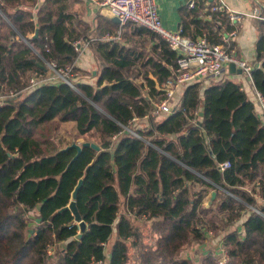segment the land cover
<instances>
[{"label":"trees","instance_id":"trees-1","mask_svg":"<svg viewBox=\"0 0 264 264\" xmlns=\"http://www.w3.org/2000/svg\"><path fill=\"white\" fill-rule=\"evenodd\" d=\"M43 1L0 0V85L23 90L0 106V264H218L210 250L185 255L212 236L226 264H264V114L242 85L225 75L196 81L176 92L169 114L149 116L176 52L133 22L92 24L75 0ZM202 8L190 9L183 34L219 43L217 22L233 26L219 13L201 20ZM255 27L251 84L264 98V20ZM82 41L94 84L76 81ZM46 63L73 66L74 88L60 79L29 87L35 72L50 73ZM65 122L100 150L83 147L72 160L70 143L52 137ZM80 179L86 229L77 238L63 208Z\"/></svg>","mask_w":264,"mask_h":264},{"label":"built area","instance_id":"built-area-1","mask_svg":"<svg viewBox=\"0 0 264 264\" xmlns=\"http://www.w3.org/2000/svg\"><path fill=\"white\" fill-rule=\"evenodd\" d=\"M203 3L206 5L203 9V20H210L214 13H219L228 21L230 26H234L242 22L245 17H258L256 10L248 14L229 10L223 1L213 3L203 0ZM97 5L105 8L111 17H116L119 20L120 26L127 22H133L138 26L144 27L158 35L167 43L170 49L176 52L177 63L173 68L172 76L161 85L164 97L153 103L149 116L154 117L169 114L176 107L174 98L180 88L196 81L219 78L230 63L235 64L237 68L241 69L242 73L251 83L252 65L235 55V47L232 44V40L236 36V29L233 27V29L226 30L221 20L217 22L218 26L223 29L222 32L218 33L219 43H212L204 33L195 39H191L183 34L182 26L176 31L165 28L157 11L156 0H97ZM195 5V0H190L188 3V7L191 9ZM104 38L118 39L119 33L117 35L107 34ZM74 46L76 51H79L78 42H75ZM46 65L50 73L45 77L35 72L29 80V87L42 82L60 79L64 82L67 80L70 86L74 88L73 83L68 80L73 66L56 69L53 63H46ZM22 92L23 90H7L3 85H0V106H4L9 101L20 97ZM255 95L264 114V98L258 92ZM196 115L197 113H194V116ZM219 166L220 170L223 171L230 166V163L225 161ZM227 259L228 256L221 246L217 255V263L226 264ZM89 264L96 263L91 262Z\"/></svg>","mask_w":264,"mask_h":264},{"label":"crops","instance_id":"crops-1","mask_svg":"<svg viewBox=\"0 0 264 264\" xmlns=\"http://www.w3.org/2000/svg\"><path fill=\"white\" fill-rule=\"evenodd\" d=\"M196 5L201 7V4L205 8L206 5L203 3V0H195ZM209 2L216 3L218 1H223L225 6L234 12L248 14L251 11L256 10L258 13L257 18L245 17L242 22L234 25L236 29V36L233 38V46L235 47V55L238 58H241L249 62L252 67L253 60L255 56L254 44L257 38V32L255 27V22L257 20H264V0H208ZM75 9H79L82 12L83 17L89 23H94L97 16H106L112 18L108 11L105 8H102L97 5V0H75ZM190 0H156L157 11L159 13L161 22L165 28L171 31H176L180 26L183 25V22L189 21L188 14L190 9L188 3ZM39 5H44L43 0H39ZM204 8L201 9L202 14L199 18L202 19ZM220 17H223L220 15ZM224 18V17H223ZM229 25L228 21L225 20ZM115 23V22H114ZM119 24V23H116ZM119 30V29H118ZM192 30V25L188 29ZM204 32V31H203ZM106 36L103 35L102 38ZM79 54L78 58L75 61V67L79 70L76 72V81L79 83L94 84L96 77V67L94 66L92 50L88 46V42L82 41L78 42ZM227 76L231 80L239 82L242 85V88L246 91L248 96L254 100L257 110L259 113H263L260 103L258 102L255 92L252 88V84L249 82L247 77L242 74L231 73L228 70V66L222 72L221 76ZM181 96V93L176 94V101L178 97ZM244 216L240 222L245 219ZM218 239V246L220 249V239ZM217 241V240H216Z\"/></svg>","mask_w":264,"mask_h":264},{"label":"rangeland","instance_id":"rangeland-1","mask_svg":"<svg viewBox=\"0 0 264 264\" xmlns=\"http://www.w3.org/2000/svg\"><path fill=\"white\" fill-rule=\"evenodd\" d=\"M157 101V100H156ZM155 101V102H156ZM57 135L55 141L59 145H63L66 143H72L76 141H85L82 138H76V126L74 122H65L59 124V129L57 130ZM60 142V143H59ZM210 205V204H209ZM208 205V206H209ZM212 234H209L211 236ZM115 239V234L112 235L109 244H111ZM217 240V241H216ZM218 239H215L213 236L209 237L203 244H194L191 248L186 250V257L192 258L195 261H198L203 252L210 250L216 256L219 253Z\"/></svg>","mask_w":264,"mask_h":264},{"label":"water","instance_id":"water-1","mask_svg":"<svg viewBox=\"0 0 264 264\" xmlns=\"http://www.w3.org/2000/svg\"><path fill=\"white\" fill-rule=\"evenodd\" d=\"M111 19H112L113 22L119 23V20L116 17H112ZM37 35H38V31L36 30L35 33H34V37H37ZM228 70L231 73L242 74V70L237 68L236 65L233 64V63H230L228 65ZM65 82L70 85V83L67 80ZM199 116H202V112L199 113ZM86 146H90L91 148H93L96 151L100 150V147L97 144H95L93 142H89V141L72 142L71 144L66 146L64 149L74 148L76 150V153H75L74 157L72 158V160H74L80 154L82 148L86 147ZM81 184H82V180L80 179L78 181L77 186L74 189V192L72 194V198H71L69 204L65 208H63V209H70L72 211V213L75 215V220H76V222L78 223V226H79V232H78V234L76 236L77 238H80L82 233L86 229V224H85V222L83 220H81V217H80V214L78 212L77 205H76L77 191H78L79 187L81 186ZM215 195H216V192L212 191L211 192V196H210V200L207 203V206L213 201Z\"/></svg>","mask_w":264,"mask_h":264}]
</instances>
